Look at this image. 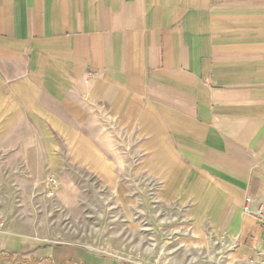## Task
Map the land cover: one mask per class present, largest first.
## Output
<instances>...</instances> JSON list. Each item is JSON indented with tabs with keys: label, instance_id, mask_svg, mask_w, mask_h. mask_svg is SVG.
Returning a JSON list of instances; mask_svg holds the SVG:
<instances>
[{
	"label": "crops",
	"instance_id": "1",
	"mask_svg": "<svg viewBox=\"0 0 264 264\" xmlns=\"http://www.w3.org/2000/svg\"><path fill=\"white\" fill-rule=\"evenodd\" d=\"M0 154L260 264L241 206L264 203V0H0ZM0 263L144 264L2 232Z\"/></svg>",
	"mask_w": 264,
	"mask_h": 264
},
{
	"label": "rangeland",
	"instance_id": "2",
	"mask_svg": "<svg viewBox=\"0 0 264 264\" xmlns=\"http://www.w3.org/2000/svg\"><path fill=\"white\" fill-rule=\"evenodd\" d=\"M71 174L76 194L48 196L45 185L28 176L19 156L0 154V232L50 246H82L123 262L237 264L220 240L205 249L179 248L172 231L153 225L151 210L126 215L90 182V174L81 169Z\"/></svg>",
	"mask_w": 264,
	"mask_h": 264
},
{
	"label": "built area",
	"instance_id": "3",
	"mask_svg": "<svg viewBox=\"0 0 264 264\" xmlns=\"http://www.w3.org/2000/svg\"><path fill=\"white\" fill-rule=\"evenodd\" d=\"M44 185L48 196H53L58 189V182L53 177L47 178L44 182ZM243 199L244 200L241 206L242 214L250 217L264 230V203L254 204L253 199H251L249 196H245ZM260 264H264V248L262 250Z\"/></svg>",
	"mask_w": 264,
	"mask_h": 264
}]
</instances>
